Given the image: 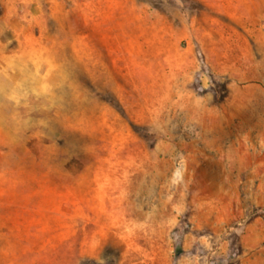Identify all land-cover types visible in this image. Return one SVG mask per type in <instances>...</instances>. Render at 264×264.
<instances>
[{
	"label": "rangeland",
	"instance_id": "374dc122",
	"mask_svg": "<svg viewBox=\"0 0 264 264\" xmlns=\"http://www.w3.org/2000/svg\"><path fill=\"white\" fill-rule=\"evenodd\" d=\"M0 94V264H264V0H0Z\"/></svg>",
	"mask_w": 264,
	"mask_h": 264
},
{
	"label": "bare ground",
	"instance_id": "6f19581e",
	"mask_svg": "<svg viewBox=\"0 0 264 264\" xmlns=\"http://www.w3.org/2000/svg\"><path fill=\"white\" fill-rule=\"evenodd\" d=\"M22 52L23 53H21V57H24V56H28V55H33V54H36V52H38L36 49H31V50H29V51H23L22 50ZM20 57V58H21ZM3 59V63L5 64V67L6 68H11V67H14V68H17L18 67V65L16 64L17 63V61H14V59L13 58H9V57H3L2 58ZM18 62H22V58L20 59V60H18ZM33 63H35V66H34V69L35 70H38L39 69V65L36 63V62H33ZM4 67V68H5ZM6 70V69H5ZM22 71H23V74H25L24 73V69H22ZM5 76V75H4ZM37 81L39 82V79L37 78ZM2 82V81H1ZM3 83V82H2ZM19 86H20V84H17V85H15V88H19ZM5 97L2 95V94H0V101L2 100V99H4Z\"/></svg>",
	"mask_w": 264,
	"mask_h": 264
}]
</instances>
